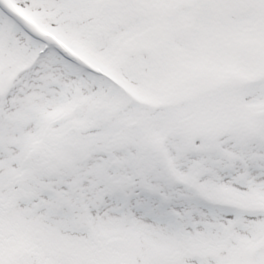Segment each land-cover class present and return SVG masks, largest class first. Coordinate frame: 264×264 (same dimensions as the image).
Masks as SVG:
<instances>
[{
    "label": "snow or ice",
    "instance_id": "obj_1",
    "mask_svg": "<svg viewBox=\"0 0 264 264\" xmlns=\"http://www.w3.org/2000/svg\"><path fill=\"white\" fill-rule=\"evenodd\" d=\"M0 264H264V0H0Z\"/></svg>",
    "mask_w": 264,
    "mask_h": 264
}]
</instances>
